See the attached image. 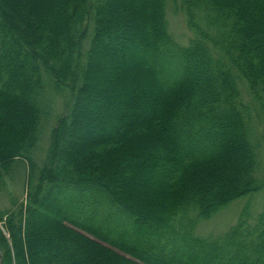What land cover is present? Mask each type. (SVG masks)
Segmentation results:
<instances>
[{
  "label": "trees",
  "instance_id": "1",
  "mask_svg": "<svg viewBox=\"0 0 264 264\" xmlns=\"http://www.w3.org/2000/svg\"><path fill=\"white\" fill-rule=\"evenodd\" d=\"M168 1L0 0V190L18 162L32 190L2 264H264V210L217 237L186 217L264 189L241 100L264 95V0H181L184 46ZM52 92L67 111L34 183Z\"/></svg>",
  "mask_w": 264,
  "mask_h": 264
},
{
  "label": "rangeland",
  "instance_id": "2",
  "mask_svg": "<svg viewBox=\"0 0 264 264\" xmlns=\"http://www.w3.org/2000/svg\"><path fill=\"white\" fill-rule=\"evenodd\" d=\"M167 14L169 21V31L174 40L184 46L188 45L191 38L194 36L193 31L189 28L187 23V17L182 9L181 0L174 2L168 1ZM89 43V40L87 41ZM87 44L86 46H88ZM242 96L241 100L250 106L252 111L253 120V140L255 143L260 144L262 169L261 177H264V95L262 99H255L250 94L249 88L245 82L241 83ZM51 114L50 119L43 125L41 130L40 140L37 147L34 149L33 158L36 164V173L33 178V182L38 181V171L45 165V161L48 155V149L51 142V134L53 128L56 126L57 116L66 113L65 105L63 104V98L56 93H51ZM30 166L28 162H18L12 169L11 175L7 176L3 189L0 190V213H6L7 215L0 219V228L3 234L9 238L8 232L5 228V220L13 212L19 211L21 208L25 210L30 204L29 193L32 192L28 188L30 183L29 176ZM250 205V206H249ZM249 206V222L254 223L257 215L264 210V189L253 195L247 197H241L227 207L221 209L210 219L198 220L196 212H189L186 217L189 220L195 219V235L200 237H217L226 233L233 225H235L245 207ZM184 219V218H183ZM181 222L175 223V228L179 232H183L185 229L180 227ZM13 246V244H11ZM0 264H2V251L0 249Z\"/></svg>",
  "mask_w": 264,
  "mask_h": 264
}]
</instances>
